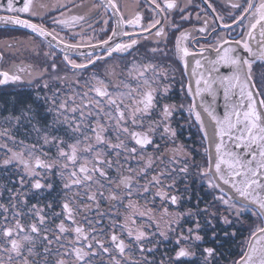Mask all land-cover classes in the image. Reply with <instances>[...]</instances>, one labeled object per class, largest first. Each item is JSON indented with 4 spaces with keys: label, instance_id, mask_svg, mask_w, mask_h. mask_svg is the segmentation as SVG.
<instances>
[{
    "label": "flooded vegetation",
    "instance_id": "1",
    "mask_svg": "<svg viewBox=\"0 0 264 264\" xmlns=\"http://www.w3.org/2000/svg\"><path fill=\"white\" fill-rule=\"evenodd\" d=\"M114 2L119 9L118 13L107 4V0H34V10L39 14L28 16L21 13L20 17L30 19L33 23H42L48 31L57 36L56 40H53L51 36H40L23 26L6 25L0 21L2 24L0 26V73L8 72L10 75L21 76L20 81L0 84V132L7 129L11 137L10 139L9 136H0V141L5 142L7 148L13 151L24 150L25 153L32 151L33 163L35 157L45 162H54L58 156L57 149L51 143H44L45 132L41 124H36L35 120L32 124L26 120L21 121L20 124H16L15 121L9 122L10 117L20 115L22 107L20 101L31 102L39 95L41 99L37 101V104L42 105V112L48 107H57L60 103H65L66 107L62 111L69 119L79 122L80 110H84L85 113L99 112L101 123L112 126L115 121L109 120L105 115V113L116 114L115 106L109 103V96L116 101L127 116L136 108L143 107L140 101L143 99V93L149 90V85L144 83L148 80L151 88L157 89L156 95L159 103L150 115L143 117L142 121L138 118L136 126L129 122V130L143 132L148 129L149 125L158 123L161 120L162 105L168 104L175 106L167 122L171 128L175 129L176 137L172 138L163 132L162 127H156V131L152 133L153 144L146 146L142 152L130 137H121L129 148L137 147L138 151L134 156L122 152L117 157L115 152H110L106 148L102 149L104 152H109L103 158L114 162L111 169H106L111 184L108 180H102L105 184V188L101 189L104 192V198L98 197L99 210L105 214L101 221L105 231L102 239L106 246H109V253L91 257L90 264H116L117 261L119 264H161L162 261L164 264H171L170 258L175 259V250H177V236L181 232L187 234V228L193 226L191 219L186 215L182 216L177 223V214L187 213L189 209L195 210L197 206L203 208L212 199V196L208 194L206 181L199 176L200 167L198 166H207L208 154L204 151L206 148L204 137L194 120L192 101L187 91L188 80L182 59L176 52V41L181 33H185L187 38L182 41L183 46L187 47L189 52L197 53L202 47L209 48L221 40L241 38L248 24V12L243 11L247 4L245 0H177L178 8L161 12L152 0H114ZM157 2L161 4V7L164 6L163 0H157ZM13 3L17 8L23 6L22 0H13ZM252 3L257 5L259 1L252 0ZM41 4L46 7H40ZM233 4H240L241 7L233 8ZM6 7L7 0H0V16L13 15L6 11ZM137 14L142 17L141 24L144 27H148L155 20H160V23L151 29V32L142 31L138 26L122 25L124 31L134 34L131 38L137 39L138 43L128 52H114L109 57L107 50L110 47L116 43H127L130 37L122 34L116 35L107 45L102 41L112 36V30L116 28V22L121 16L127 21L134 19ZM80 17L83 19H79ZM183 17H188V19H183ZM219 17H223V20ZM58 20L64 23L54 22ZM224 24L230 27L225 28ZM201 27H206L207 31L200 32ZM161 28L166 33V39L155 36V32ZM61 40L64 43H61ZM66 44H78L80 47L67 49ZM152 48H157L159 51L153 53ZM65 54L78 64L87 63L89 58L96 63L84 69H74L64 60ZM97 57H102V59L97 60ZM53 64L56 65L55 69L52 68ZM149 64L155 66V71L152 69L145 71L144 66ZM262 69L264 65L261 64L255 67L256 85L264 98V92L259 87L263 82L259 75ZM141 72L144 73L143 76L140 75ZM0 79L3 77L0 76ZM45 82L49 84V88L43 87ZM165 87L169 90L166 95H163ZM96 88L106 90L109 96H98L94 91ZM45 97L48 98L47 103H44ZM53 99L56 105L51 104ZM85 105L89 107L85 108ZM73 108L77 111L73 112ZM54 115V112L47 114L49 124ZM97 118L96 115L90 116L84 121V125L95 126ZM141 123L143 127L139 126ZM33 124L41 128L39 133L34 130ZM60 135L63 133L61 132ZM85 135H91V133L85 132ZM108 135L112 143L118 142L114 130H110ZM21 141L23 144L20 143ZM33 145H35L34 149ZM179 146H183L187 155H178L176 159L180 163L173 164L172 150ZM0 153L4 158L10 155L7 149L3 150L1 147ZM84 155L89 161L87 166L91 168L93 154ZM149 158H151V167H147ZM117 160L119 164L115 163ZM83 162L84 160L81 159L79 163ZM63 163L64 161L60 160V164ZM79 163L76 169L79 168ZM185 163L189 167L188 174L186 177L175 175L176 184L173 189L149 184L154 175L167 174L170 169H178ZM76 169L70 165L63 178L60 175L62 169L59 167L51 170L37 169L41 182L54 184L55 191L51 194L47 190H44L42 194H36V190L31 189V183L25 176L22 166L15 162L9 165L8 169H0V185L2 186L0 187V205L4 206L0 208V244H4L6 239L2 230L14 228L16 223L14 216L18 211L23 213L19 219L27 233L30 224L36 222V217L30 211L33 204L37 205L38 209L44 208L48 217L45 227L49 229H54L65 218L63 215L54 217L52 213L62 212V204L66 199L70 207L82 208L81 201L87 202V198L83 196L86 191L85 187L73 186L71 190L63 188L66 181L70 182L67 180V172ZM22 176L29 181L24 184L23 188L19 184ZM121 177L130 178L128 185L121 184L117 188ZM96 178L99 179V177ZM171 183V180H162V185ZM186 185L188 186L187 192H185ZM146 186L149 187L148 192L144 191ZM95 188L96 185H92L90 192L95 191ZM9 189L15 191L10 192ZM161 190L166 191L169 196L179 195L181 197L179 203L173 205L170 200L156 195ZM16 191L23 192L28 201L27 206L14 198ZM111 191H115L120 199L109 200L108 196ZM76 193H80V196H76ZM189 196L192 199L189 200ZM198 197L201 201L199 205H197ZM48 203L53 204L52 209L45 207ZM12 205L16 207L13 208ZM221 211H223V206H221ZM84 215L82 212L76 216L78 223H83ZM87 218L93 222L92 226H95V222L100 219L95 207L93 211L87 213ZM66 223L70 222L66 221ZM113 224L116 225L115 229L112 228ZM259 226H262V220L246 212L234 223L233 227L228 229L229 232L234 231L235 236L222 237V246L202 244L199 249H195V256L181 258L179 264H202L203 247L212 246L217 247V257L211 261V264H234L246 251L251 233ZM83 227L87 233L90 228L89 224L83 223ZM170 228L175 231H170ZM128 230L134 233L144 231L148 234L151 242H145L144 252L140 251L137 244L129 243ZM113 232L128 245L123 255L114 245H110V236ZM160 232H164L168 239L160 236ZM74 235V233L70 234L63 240L65 249L68 251H71L69 241L74 239ZM35 239L38 249L42 251L39 237ZM7 246L5 244V247ZM58 247V245H52L53 255L49 257L50 261L60 258L55 255ZM149 248L153 251L148 252ZM64 259L68 261V264H84V261H76L74 255L66 256ZM0 261L3 264H23V261L15 256L10 261L9 254L2 251H0Z\"/></svg>",
    "mask_w": 264,
    "mask_h": 264
},
{
    "label": "snow or ice",
    "instance_id": "2",
    "mask_svg": "<svg viewBox=\"0 0 264 264\" xmlns=\"http://www.w3.org/2000/svg\"><path fill=\"white\" fill-rule=\"evenodd\" d=\"M156 8L161 12L165 10H172L179 7L177 0H163V7L157 2V0H152ZM247 7L243 9L244 12H248L249 9H255L254 12V22L250 24L249 31L247 32V37L249 39H255L253 35L254 31L259 26L261 41L260 49L257 52H253V49L249 43V39L239 38L234 40V43L240 46L245 52L248 53L253 59H248L237 53L236 48H224L223 55H219L221 48L217 47L215 51L218 54V59L210 61L211 64H220L221 62L233 69V75L225 77L221 83L228 82L231 87H235L236 84L231 82L235 80L237 83L241 82V74L244 76V82L241 86L240 95L245 97L248 101L246 110L241 111L243 108V100L239 101L237 105H233L231 110L226 111L223 118H219L213 115L212 112H208V115L214 121V129L212 132V137L215 138L213 141L215 143V155L213 157L212 153L208 148H205V153L208 154L207 166L200 167L199 176L206 181L207 189L212 196V199L203 207H196L195 210L189 209L187 213L177 214L176 222L182 216H188L191 219L192 227H188L186 232H181L176 238L177 250H175V259L170 258L171 264H179L181 258L193 257L196 255L195 249H199L202 244H213L221 245V238H227L229 236H235L236 233L229 232L228 229L233 227L234 223L240 219L246 212L253 216H257L259 219L264 221V112L257 110L256 100L253 98L251 91H247L248 82L253 80V64L256 59L264 61V0H261L259 5L252 3V0H245ZM22 7H15L13 0H7L6 11L13 13V15L0 16V21L3 23L11 25H20L24 28L31 29L33 33L40 36H51L53 40L57 39V36L53 32L48 31V29L42 23H33L30 19H22L20 17L21 13L27 14L28 16H37L39 13L34 10V0H22ZM107 4L111 6L114 10L119 12V9L114 2V0H107ZM211 7V5H209ZM40 7H46V5L41 4ZM233 8H240V4H233ZM182 11V9H181ZM199 18V17H198ZM79 19H83L80 17ZM142 17L137 14L134 19L125 21L121 16L116 22V28L112 30V36H109L107 40L102 41L103 44H109V41L113 39L116 35L129 36L130 40L127 43H116L113 47L107 50V55L110 57L115 53H124L132 49L137 43V39H132L133 33L124 31L122 25L128 24L131 26H138L145 32H151V29L155 28L156 25L160 23V20H155L151 22L148 27H144L141 24ZM183 19H188V17H183ZM223 20V17H219ZM243 19V17H241ZM55 23H64V21H54ZM107 23V21H105ZM206 23V22H205ZM225 28L230 27L228 24H224ZM119 29V31H118ZM200 32L207 31L206 27H201ZM215 31V29H213ZM156 37L166 39V33L164 29L161 28L155 32ZM185 33H181V36L177 38L176 41V52L177 55L183 59L193 53L189 52L187 47H184L182 41L186 39ZM64 43L63 40L60 41ZM159 42V41H158ZM228 43V41H224ZM67 49H77L80 47L78 44H66ZM203 47L201 52H203ZM153 53L159 51L157 48H152ZM237 53V54H234ZM102 59V57H97V60ZM64 60L71 65L74 69H84L90 64H95L96 61L88 59L87 63H76L71 60L67 54L64 56ZM187 66V62H185ZM199 65V61H197ZM145 71L152 69L155 71L154 65H146ZM52 68L55 69L56 65L53 64ZM22 71V70H21ZM45 71H47L45 69ZM43 75V73H41ZM141 76L144 75L143 72L140 73ZM261 80H264V69L259 73ZM3 79H0V84H7L10 81L16 82L21 80L20 75H10L8 72L0 73ZM102 83V82H101ZM145 85H149V90L143 93V99L140 101L142 108L138 107L130 114L126 116L125 112L120 109V106L116 104L115 100H112L106 90L101 88H96L94 91L98 96L104 97L109 96V103L114 105L116 108V114L105 113L109 120H114L115 123L112 126H106L105 123H101L99 118V112L93 113L88 111L85 113L84 110H80V121L69 119L64 112L66 104L60 103L57 107H48L43 109L42 105L37 104L41 98L39 95L36 96L35 100L31 102L20 101L22 107L20 109V115L13 116L9 118V122L15 121L16 124H20L21 121H28L32 124L35 120L36 124H41L42 129L45 132L43 136V141L45 144L51 143L53 147H56L58 156L54 162L42 161L39 157H35V162H32V151L24 150L13 151L11 148H7V145H0V147L7 148V152L10 155L3 159L2 165L7 168L14 162L21 165L26 177L29 178L31 183V189L36 190V194H42L44 190H47L49 194L55 191V186L50 182H41L40 173L37 169L51 170L54 167H59L62 169L60 172L61 177L65 175V171L69 169L71 165L73 169H76V165L81 159L84 160L83 163H79V168L70 172H67V180L70 182H65L63 188L65 190H71L73 186H84L86 191L83 196L87 198V202L83 200L81 203L83 207L72 208L70 203L66 199L62 204V212H53L54 217L64 216L65 218L60 221L54 229L46 228V222L48 220L47 215L44 212V208H37V205L33 204L30 211L36 217V222L31 223L29 229L26 230L24 226L20 223L19 217L23 215L21 212H16L14 219L16 220L14 228H4L3 236L6 238L4 244H0V251L9 254V260L11 261L14 256L23 261V264H68V261L64 259L66 256H75L76 261H84V264H90V258L93 256L100 255L101 253H109V246H106L104 239L105 231L101 224L104 219L105 214L99 210V199L104 198V192L101 189L105 188V184L102 180H108L111 184V179L108 177L106 169H111L114 162L110 159L103 158L109 154V152L102 151L103 148L110 150V152H115L116 156L119 157L122 152H127L129 155L137 154V147L129 148L125 143V140L121 137H130L134 141L135 145L139 146L141 152L143 149L153 144L152 133L156 131V127H162L163 132L168 134L170 137H176L175 129L171 128L170 124L167 122L168 118L171 117L175 106L164 104L162 105L161 120L158 123L149 125L148 129L143 132L130 131L128 123L130 122L133 126L137 125L138 118L142 121L145 115H150L151 111L159 103L157 99V89L151 88L149 81H144ZM200 81H197L199 84ZM207 84V81H205ZM44 88H49V84L45 82L43 84ZM168 88L163 89V95H166ZM199 89H197V94H199ZM189 92L191 88L189 87ZM228 90H225V99L227 100ZM48 102V98H44V103ZM97 103H99L97 101ZM52 105H56V101L53 99L51 101ZM261 107H264V101H260ZM88 108L89 105H85ZM73 112L77 111L76 108L72 109ZM102 111V109H101ZM207 112L208 110L205 109ZM55 113L51 124L47 122V114ZM139 114V116H138ZM96 115L98 118L95 121V126L91 124L84 125V121L90 116ZM63 117V119H61ZM196 120L201 124V131H204V138L208 139L209 134L204 130L203 121L201 120L200 113H196ZM60 125L61 127H56ZM143 127L141 123L139 125ZM33 128L38 133L41 128L36 127L33 124ZM110 130L116 132L117 143H112L108 133ZM63 135H60V133ZM85 132H90L91 135H85ZM0 136H9L8 130L5 129L0 132ZM65 137L67 139H65ZM11 139V137L9 136ZM94 138V139H93ZM229 143H226L225 141ZM71 141V143H69ZM23 144V141L20 142ZM35 148V145L32 146ZM159 148V145H157ZM172 163L179 164L180 161L176 159L178 155H187L183 146H179L173 149ZM91 153L93 166L89 168L87 166L88 160L84 154ZM143 159V157L141 156ZM60 160L64 163L60 164ZM119 164V161H115ZM147 167H151V158ZM189 171L188 164L185 163L183 167L178 169L172 168L167 174L160 173L159 175H154L152 180L149 181L150 185L162 186L169 189H173L176 184L175 175L187 176ZM25 176L20 177L19 184L23 188L26 182ZM96 177H99L96 178ZM129 177H121L117 188L119 186L128 185ZM168 179L172 183L168 185H162V180ZM92 185H96L95 191H91ZM229 186V189L233 191V195L226 196L225 187ZM10 192L15 191L9 189ZM145 192L149 191V187L144 188ZM188 191V186H185V192ZM156 195L161 196L164 199L170 200L173 205L179 203L181 197L179 195H168L166 191H158ZM76 196H80V193H76ZM15 199L19 200L21 204L27 206L28 201L24 196L22 191H16ZM109 200L115 201L119 200L120 197L115 191H111L108 196ZM188 199H192L191 196ZM199 197L197 198V205L200 203ZM221 206H223V211H221ZM0 205V208H3ZM13 208L16 205H12ZM46 208L52 209L53 204L48 203L45 205ZM93 207L100 217L99 220L93 222L88 220L87 213L93 211ZM255 209V211H253ZM7 211V208H5ZM167 211V210H165ZM85 215L82 217L83 223L89 224V231L86 233L83 227V223H78L76 216L81 213ZM66 221L70 223H66ZM134 223V221H133ZM116 225L113 224L112 228L115 229ZM43 229V231H42ZM170 231H175V229H169ZM15 233V235H14ZM26 233V234H25ZM75 234L74 239L69 241L71 245V251L65 249L63 240H65L70 234ZM23 234V235H21ZM164 239H168V236L164 232L159 233ZM155 235V234H153ZM127 236L129 238V243H135L138 245L141 252L145 251V242L150 243L148 234L144 231L133 232L132 230L127 231ZM36 237H39V243L42 245V251L37 247ZM97 237H101L98 239ZM255 240V244L252 243ZM264 226H259L255 231L251 233V238L249 240V252H245L244 256L241 257L240 261H235L234 264H264ZM5 244L8 246L5 247ZM58 245L59 247L55 250V255L60 257L55 261H50L49 257L53 255L52 245ZM79 245V246H78ZM110 245H114L121 255L125 254L128 245L125 244L123 239H120L115 232L110 236ZM256 245H260L257 247ZM61 249H65L61 251ZM148 252L153 251V249H147ZM27 253V255H25ZM14 254V256H13ZM202 264H211L212 260L217 257V247H203L202 249ZM31 257V259H30ZM88 257L89 259H85ZM0 264H3L0 261ZM119 264V261L116 262ZM161 264H164L162 261Z\"/></svg>",
    "mask_w": 264,
    "mask_h": 264
},
{
    "label": "water",
    "instance_id": "3",
    "mask_svg": "<svg viewBox=\"0 0 264 264\" xmlns=\"http://www.w3.org/2000/svg\"><path fill=\"white\" fill-rule=\"evenodd\" d=\"M258 1L259 3L257 5L260 4L261 0ZM254 12L255 9H249L247 16V28L241 38L249 39L246 34L249 31L250 24L254 22ZM1 25L2 24H0V26ZM253 35L255 36V39H249V43L253 49V52H257L260 49L259 42L262 39L260 36L259 26L254 31ZM224 41H228V43H224ZM217 47L221 48L219 55L224 54V48H236L238 54L242 55L245 58L253 59V57H250L247 52H245L240 46L236 45L234 43V40L231 39L221 40L209 48H203V52H201L200 49L199 52L193 53V55H189L182 59L186 78L188 80L187 91L192 101V112L194 115V120L200 130L201 124L196 120V113H200L201 120L203 121L204 125V130L209 134L208 139L204 138L206 148L210 150L213 157L215 155V143L213 142L215 138L212 137L214 121L208 115V112H212L213 115L219 118H223L225 112L231 110L232 106L237 105L239 101L243 100V108H241V111L246 110L248 104L246 93L245 97H241L240 95L241 86L245 79L243 74H241V82L237 83L235 80H233L231 83L236 84V86L231 87L228 82L222 84L221 81L224 80L225 77L232 76L233 69L222 62L216 65L210 63V61L218 59V54L215 51ZM197 61H199V65H197ZM185 62H187V66L185 65ZM257 64L264 65V61L256 59V62L253 64V80L248 82L247 91L252 92L253 98L257 103V110L264 112V107H261L260 105V101H264V98L262 97V94L256 85L255 67ZM197 81H200V83L197 84ZM205 81H207V84L205 83ZM189 87L191 88V92H189ZM226 88L228 90L229 97L227 100L225 99ZM197 89L200 90L199 94H197ZM205 109H207L208 111L206 112ZM200 133H202L204 137V131L200 130ZM225 142L229 143L227 140ZM224 187L226 196L233 195V191L229 189V186ZM261 195H264V193H261ZM262 226H264V221H262ZM252 243L255 244V240H252ZM256 246L260 247V245ZM245 250V252L250 251L249 243ZM244 254L242 256H244ZM241 257L237 261H240Z\"/></svg>",
    "mask_w": 264,
    "mask_h": 264
},
{
    "label": "rangeland",
    "instance_id": "4",
    "mask_svg": "<svg viewBox=\"0 0 264 264\" xmlns=\"http://www.w3.org/2000/svg\"><path fill=\"white\" fill-rule=\"evenodd\" d=\"M259 87H260L261 91L264 92V80H263V82H261V85ZM262 95H263V93H262ZM5 144H6L5 142L0 141V145H5ZM1 149L6 150L7 148L1 147ZM1 156H2V153H0V157ZM2 158L4 159V157H2ZM3 159H0V161L2 162Z\"/></svg>",
    "mask_w": 264,
    "mask_h": 264
},
{
    "label": "trees",
    "instance_id": "5",
    "mask_svg": "<svg viewBox=\"0 0 264 264\" xmlns=\"http://www.w3.org/2000/svg\"><path fill=\"white\" fill-rule=\"evenodd\" d=\"M0 159H3L2 156L0 157ZM4 159H5V158H4ZM0 169H8V167L5 168V167L2 165V162L0 161ZM0 187L2 188L1 185H0Z\"/></svg>",
    "mask_w": 264,
    "mask_h": 264
}]
</instances>
